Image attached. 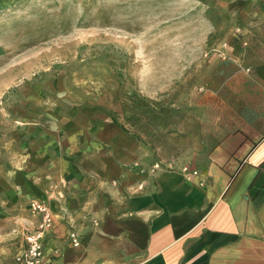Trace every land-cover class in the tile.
Masks as SVG:
<instances>
[{
  "label": "crops",
  "instance_id": "0c3cea01",
  "mask_svg": "<svg viewBox=\"0 0 264 264\" xmlns=\"http://www.w3.org/2000/svg\"><path fill=\"white\" fill-rule=\"evenodd\" d=\"M217 2L229 20L209 32L224 35L214 49L228 57L208 61L203 88L171 132L142 137L116 123L90 124L82 146L38 179L32 199L46 200L54 217L44 264H264V75L241 69L264 65V0ZM32 199L7 264H19L39 222Z\"/></svg>",
  "mask_w": 264,
  "mask_h": 264
},
{
  "label": "rangeland",
  "instance_id": "374dc122",
  "mask_svg": "<svg viewBox=\"0 0 264 264\" xmlns=\"http://www.w3.org/2000/svg\"><path fill=\"white\" fill-rule=\"evenodd\" d=\"M225 15L217 0H0V261L18 250L38 179L86 127L171 132L208 61L228 57L209 32Z\"/></svg>",
  "mask_w": 264,
  "mask_h": 264
},
{
  "label": "built area",
  "instance_id": "2783aa9c",
  "mask_svg": "<svg viewBox=\"0 0 264 264\" xmlns=\"http://www.w3.org/2000/svg\"><path fill=\"white\" fill-rule=\"evenodd\" d=\"M30 208L40 219L34 229L26 233V245L16 256V261L19 264H44L43 237L53 227V212L49 203L43 199H32ZM71 237L73 245L78 246L81 244L80 237L76 231L71 232Z\"/></svg>",
  "mask_w": 264,
  "mask_h": 264
}]
</instances>
